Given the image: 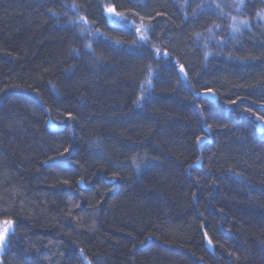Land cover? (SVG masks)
Returning <instances> with one entry per match:
<instances>
[{"label":"trees","instance_id":"1","mask_svg":"<svg viewBox=\"0 0 264 264\" xmlns=\"http://www.w3.org/2000/svg\"><path fill=\"white\" fill-rule=\"evenodd\" d=\"M209 1L0 0V264H264V23Z\"/></svg>","mask_w":264,"mask_h":264},{"label":"rangeland","instance_id":"2","mask_svg":"<svg viewBox=\"0 0 264 264\" xmlns=\"http://www.w3.org/2000/svg\"><path fill=\"white\" fill-rule=\"evenodd\" d=\"M258 1L262 4L261 8L256 7L255 0H212V2L209 1L207 3L210 4L209 6L213 7L214 9H217L219 12L223 13L225 17L228 18V27L230 29V34L233 33L231 35L235 37L234 34L238 33V31L240 30L242 26L243 27L247 26L248 19H249L248 16H250L253 13V9L255 8H256L254 12L255 18H257L258 20L264 23V0H258ZM246 2H248L247 6H249L250 8L249 10L247 9L248 11L245 12L243 10V7ZM249 3H251L252 7ZM239 12L245 18H243V16H241ZM107 17H109L108 20L113 23L120 22L119 16L115 13L113 14L109 13V16ZM125 21H126L125 23L126 25L131 26L135 29L136 33H138L137 34L138 37L141 40L143 38V35L141 34V31L143 30V26L138 25V23L133 22L132 20H125ZM85 32L89 34L90 29L87 28ZM11 230H12L11 223L0 222V237L4 239V242L6 240V236L11 232Z\"/></svg>","mask_w":264,"mask_h":264},{"label":"water","instance_id":"3","mask_svg":"<svg viewBox=\"0 0 264 264\" xmlns=\"http://www.w3.org/2000/svg\"><path fill=\"white\" fill-rule=\"evenodd\" d=\"M111 9V11H109ZM112 7L110 6L109 8H107L106 10H105V14L107 15V14H109L110 12H112ZM195 95H200L201 97H203V98H209V99H211V100H214V97H213V95L211 94V93H208V92H203V93H201V94H199V93H196ZM48 125L51 127V128H54L55 127V125L51 122V120L49 119V121H48ZM260 126H261V123H259L258 124V130L260 129ZM207 132V131H206ZM207 141H209V139L207 138V137H202V138H200L199 140H198V143H199V145H202L204 142H207ZM200 162H201V159H199V161H197V163L195 164L196 166H200ZM205 247H206V249L209 251V252H213V246H212V244H211V242L209 241V239L207 238V237H205ZM2 251H3V238L2 237H0V254L2 253Z\"/></svg>","mask_w":264,"mask_h":264},{"label":"snow or ice","instance_id":"4","mask_svg":"<svg viewBox=\"0 0 264 264\" xmlns=\"http://www.w3.org/2000/svg\"><path fill=\"white\" fill-rule=\"evenodd\" d=\"M109 11H111V9H110ZM119 21H120L121 23H126L125 18H123V17H119ZM110 22H111V21H110ZM244 23H246V22H244Z\"/></svg>","mask_w":264,"mask_h":264}]
</instances>
